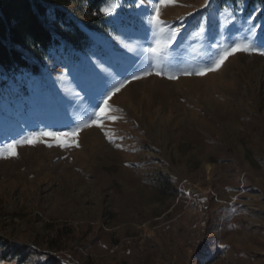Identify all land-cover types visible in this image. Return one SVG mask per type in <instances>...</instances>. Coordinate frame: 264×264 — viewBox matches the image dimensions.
Masks as SVG:
<instances>
[{"label": "rangeland", "instance_id": "1", "mask_svg": "<svg viewBox=\"0 0 264 264\" xmlns=\"http://www.w3.org/2000/svg\"><path fill=\"white\" fill-rule=\"evenodd\" d=\"M117 2L78 61L53 54L6 82L0 68V145L80 129L78 147L43 137L0 157V252L16 241L65 264H264V55L196 74L237 44L263 48L253 17L240 21L247 0L225 12L175 0L163 32L148 22L157 0ZM105 99L118 119L97 126Z\"/></svg>", "mask_w": 264, "mask_h": 264}, {"label": "trees", "instance_id": "2", "mask_svg": "<svg viewBox=\"0 0 264 264\" xmlns=\"http://www.w3.org/2000/svg\"><path fill=\"white\" fill-rule=\"evenodd\" d=\"M103 3L104 0H0V68L7 76L3 81L23 73L40 75L44 58L53 54L78 61L76 53L94 45L89 31L105 25ZM234 3L235 0H217L221 12L233 9ZM80 15L89 19L82 21ZM250 18L249 28L256 31L254 43L264 48V0H247L240 21ZM260 21L263 23L258 26ZM198 27L196 20L188 34L197 33ZM216 36V28L210 27L205 42ZM44 245L9 241L0 258L17 264H65Z\"/></svg>", "mask_w": 264, "mask_h": 264}, {"label": "snow or ice", "instance_id": "3", "mask_svg": "<svg viewBox=\"0 0 264 264\" xmlns=\"http://www.w3.org/2000/svg\"><path fill=\"white\" fill-rule=\"evenodd\" d=\"M105 2V7L101 9V11L106 14V15H112L116 12L117 8L120 6L117 2V0H104ZM175 3V0H157V2L154 5V14H152L148 18V22L156 27H159L160 31L163 32L164 28L163 26L167 23L166 21H163L160 19V9L162 6H167L169 4ZM210 3V0H205L204 2V7H207ZM179 31L178 29L172 33L171 38H175L176 32ZM167 47V42H162L157 40L156 41V46L152 47L150 49L151 52L153 53H160L163 51V48ZM235 51H244V52H258L261 55H264V48H257L253 45L250 44H237L235 47L231 49V51H225L223 55H220L218 59H216L212 66L197 72V75H204L208 71H215L217 70L221 64L223 63L224 59L228 55L233 54ZM149 74V73H145ZM157 75H168L169 79H175L176 76L165 73L163 70H160L156 73ZM184 74H191V73H184ZM135 75H133V79H136ZM121 87L123 84L120 85ZM114 91H119V88L114 89ZM113 93H109V96L112 95ZM110 111V106L107 104V99L104 101V107H101L99 109V112L96 113L97 120H93L92 123H96L97 126H100L99 121L104 119V118H109L112 119L113 121L118 119V117L115 116H108V112ZM88 126V125H85ZM79 127L68 131V132H56V131H45L41 130L40 132H35V133H29L27 136L20 138V139H15L12 140L10 143L0 145V157H5L7 155H16V147L24 144V143H37V142H43L42 138L43 137H51L55 141L56 144H58L60 147H70L75 144V140L71 139L75 137L76 133L79 131ZM106 135L109 136V139H113V137L106 132ZM49 147L52 146V144H48ZM75 146H79L78 144H75ZM119 147V145H117Z\"/></svg>", "mask_w": 264, "mask_h": 264}]
</instances>
